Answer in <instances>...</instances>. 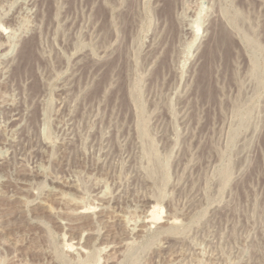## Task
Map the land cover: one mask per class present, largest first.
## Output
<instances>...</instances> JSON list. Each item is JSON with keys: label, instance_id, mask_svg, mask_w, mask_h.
I'll list each match as a JSON object with an SVG mask.
<instances>
[{"label": "rangeland", "instance_id": "374dc122", "mask_svg": "<svg viewBox=\"0 0 264 264\" xmlns=\"http://www.w3.org/2000/svg\"><path fill=\"white\" fill-rule=\"evenodd\" d=\"M0 264H264V0H0Z\"/></svg>", "mask_w": 264, "mask_h": 264}, {"label": "bare ground", "instance_id": "6f19581e", "mask_svg": "<svg viewBox=\"0 0 264 264\" xmlns=\"http://www.w3.org/2000/svg\"><path fill=\"white\" fill-rule=\"evenodd\" d=\"M196 36H197V35H196ZM195 39H196V38H194V40H195ZM12 120H13V119H12ZM14 121H15V120H14ZM145 202H146V201H145ZM98 204H99V203H98ZM90 205H91V204H90ZM92 206H93V205H92ZM83 207H84L83 209H84L85 211H87V210L89 211V210H92L94 206H93V207H87V206L85 207V206H83ZM96 208H97V207H96ZM81 210H82V209H81ZM81 210H80V212H82V214L85 213V211H83V210L81 211ZM150 210H151V209H150ZM88 211H87V212H88ZM108 212H109V211H108ZM150 212H151V213H150L151 220L153 219V220H157V221H158V220L161 219L160 216H159V214L157 213V211H156L155 209L152 210V211H150ZM92 213H93V212H92ZM87 214H88V213H87ZM85 215H86V214H85ZM93 215H94V214H93ZM150 217H149V218H150ZM153 223H155V222H153ZM128 243H129V242H127L126 244H128ZM70 245H71V244H70ZM70 245H69V247H70ZM81 248H82V247H81ZM112 248H113V247H112ZM77 249H78V248H77ZM81 250H82V249H81Z\"/></svg>", "mask_w": 264, "mask_h": 264}]
</instances>
